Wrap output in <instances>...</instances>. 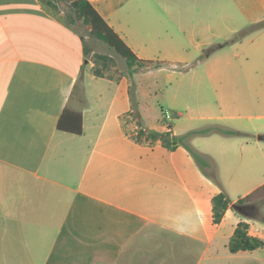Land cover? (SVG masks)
<instances>
[{
  "label": "crops",
  "instance_id": "0c3cea01",
  "mask_svg": "<svg viewBox=\"0 0 264 264\" xmlns=\"http://www.w3.org/2000/svg\"><path fill=\"white\" fill-rule=\"evenodd\" d=\"M88 1L147 62L140 70L180 75L202 64L208 82H223L210 59L247 28L227 0ZM156 4L168 17L148 10ZM256 13L250 23L264 21V6ZM245 39L235 45L253 40ZM92 67L61 13L43 0H0V264H185L167 237L200 251L193 264H264V246L229 250L241 222L264 242V128L252 116L246 126L245 115H208L185 131L172 120L184 144L150 140L140 132L168 131L162 114L149 117L129 81L98 78ZM199 121L221 124L234 140L196 137ZM192 152L221 158L222 168ZM219 193L231 204L215 224Z\"/></svg>",
  "mask_w": 264,
  "mask_h": 264
},
{
  "label": "rangeland",
  "instance_id": "374dc122",
  "mask_svg": "<svg viewBox=\"0 0 264 264\" xmlns=\"http://www.w3.org/2000/svg\"><path fill=\"white\" fill-rule=\"evenodd\" d=\"M227 1L229 15L246 19L247 28L233 37L232 41L234 42L229 46L218 51L220 56L210 59L211 65L224 68L222 83L208 82L206 78L204 79L206 76L205 65L202 64L194 67V71L184 72L180 75L160 70H140L141 68L131 70L125 59L105 43L93 38L90 35V28L85 26L82 21L78 20L71 26L81 33L85 40L89 52L87 55L88 64L93 65L90 73L98 78L116 79L118 82H122L123 86L124 81H129V95L134 98L141 96L145 99L144 106L148 109L149 117L152 119L162 114V124L171 126L172 121H165V115L168 114L172 119L174 118L173 124H176V129L185 131L189 130L192 117L202 119L208 115H245L247 116L244 122L246 126L250 125L251 121L248 120V117L252 116V124L262 129L264 128V28H260L258 25L264 21L250 23L248 18L257 14V7L264 6V0H240L239 11L234 6L235 0ZM57 6L56 11L66 19L69 12L68 6L62 2H57ZM154 7L148 10L151 12L154 10L159 16L168 17L170 8L167 5L156 4ZM245 38L253 40L245 42L241 47L235 45ZM177 114L182 116L177 118ZM178 119L180 121L177 123ZM192 126L198 128L196 131L199 130L196 137L205 138L204 136L213 132L214 134H226L231 141L234 140L233 131L224 129L221 124L208 125L199 121L193 123ZM202 131L208 132L203 133ZM186 142H192V139L189 138ZM239 153L240 151L235 152L236 158ZM234 155L231 160H235ZM201 162L203 165H213L218 169H221L223 164L221 158L215 156L202 158ZM258 197L260 203H264V190ZM262 207L264 208V204ZM167 240L177 244L178 254L180 258L185 259V264H193L195 258H199L200 251L190 255L185 245L178 244L183 242L173 237H167ZM189 256L190 260H188Z\"/></svg>",
  "mask_w": 264,
  "mask_h": 264
},
{
  "label": "trees",
  "instance_id": "16d2710c",
  "mask_svg": "<svg viewBox=\"0 0 264 264\" xmlns=\"http://www.w3.org/2000/svg\"><path fill=\"white\" fill-rule=\"evenodd\" d=\"M43 2L49 7L57 10V2L65 3L68 6L69 12L66 16V20L69 25L75 24L76 21H82L85 26L90 28V35L108 45L112 50L116 52L120 57L126 60L130 69L136 67V70L146 66L147 62L140 61L134 52L125 44L120 36L109 26V24L101 17L92 4L88 0H43ZM260 28H264V22L258 25ZM87 50V55H88ZM150 64L152 68H160L161 64ZM207 133L208 131H202ZM79 133V131H78ZM232 133V132H230ZM236 134L235 132H233ZM141 135H147L150 140H162L166 145H178L184 144L182 137L173 136L171 133V126L168 131L160 133L157 131H141ZM194 156L201 162V158L192 152ZM264 188L261 190L263 191ZM250 197L238 201L234 206V209L243 207L250 201ZM231 202L227 199L225 194L219 193L213 199V213L214 223L220 224L226 211L230 208ZM249 224L246 222L239 223L234 236L229 243V250L231 253L236 254L239 252H252L261 249L264 246V242L249 235Z\"/></svg>",
  "mask_w": 264,
  "mask_h": 264
},
{
  "label": "built area",
  "instance_id": "2783aa9c",
  "mask_svg": "<svg viewBox=\"0 0 264 264\" xmlns=\"http://www.w3.org/2000/svg\"><path fill=\"white\" fill-rule=\"evenodd\" d=\"M165 119H166L165 121H168V122L173 120L172 117L168 114L165 115ZM166 126H167V128H169L170 125L166 124ZM256 232H258V229L256 230Z\"/></svg>",
  "mask_w": 264,
  "mask_h": 264
}]
</instances>
